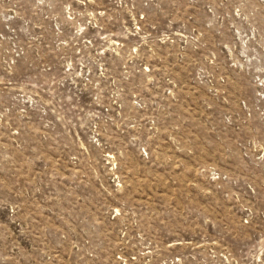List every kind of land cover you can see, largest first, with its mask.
Returning a JSON list of instances; mask_svg holds the SVG:
<instances>
[{"label":"rangeland","instance_id":"1","mask_svg":"<svg viewBox=\"0 0 264 264\" xmlns=\"http://www.w3.org/2000/svg\"><path fill=\"white\" fill-rule=\"evenodd\" d=\"M0 264H264V0H0Z\"/></svg>","mask_w":264,"mask_h":264}]
</instances>
